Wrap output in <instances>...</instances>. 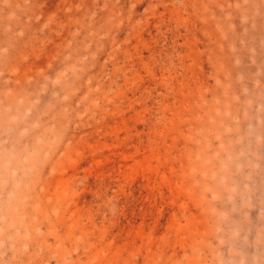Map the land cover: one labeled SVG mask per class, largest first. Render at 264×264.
<instances>
[{"label": "rangeland", "instance_id": "1", "mask_svg": "<svg viewBox=\"0 0 264 264\" xmlns=\"http://www.w3.org/2000/svg\"><path fill=\"white\" fill-rule=\"evenodd\" d=\"M0 264H264V0H0Z\"/></svg>", "mask_w": 264, "mask_h": 264}]
</instances>
